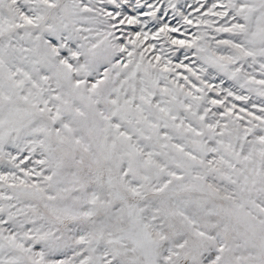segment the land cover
Wrapping results in <instances>:
<instances>
[{
  "label": "snow or ice",
  "instance_id": "1",
  "mask_svg": "<svg viewBox=\"0 0 264 264\" xmlns=\"http://www.w3.org/2000/svg\"><path fill=\"white\" fill-rule=\"evenodd\" d=\"M0 264H264V0H0Z\"/></svg>",
  "mask_w": 264,
  "mask_h": 264
}]
</instances>
